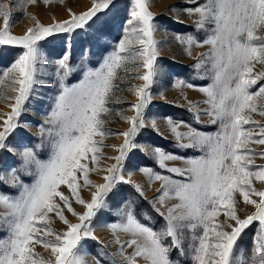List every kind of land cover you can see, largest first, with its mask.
<instances>
[{
    "label": "snow or ice",
    "instance_id": "1",
    "mask_svg": "<svg viewBox=\"0 0 264 264\" xmlns=\"http://www.w3.org/2000/svg\"><path fill=\"white\" fill-rule=\"evenodd\" d=\"M190 2L197 3V0ZM44 3H49V0H44ZM132 3L130 18L124 26V38L105 57L101 67L88 70L79 85L71 88L62 85L49 121L56 127L55 130H47L49 137H52L49 141V158L40 160L32 149H25L22 153V169H35L34 173L29 172L35 176L33 183H20L15 175L17 170L12 169L11 186L19 187L20 192L15 197L0 194V207L7 209L0 213V221L10 233L6 240L0 241V264H53L35 256L33 243L50 249L55 258L54 264H84L82 241L95 239L91 232L93 218L107 207V197L118 182H130L124 180L123 162L128 152L136 147L134 138L144 126L145 111L151 102L150 89L156 83L158 71V47L154 39L156 25L148 9V0H132ZM116 7V0H92L91 7L79 15L69 9L70 19L48 26L37 21L35 27L17 36L10 31V5L0 3V17L3 18L0 46L21 48L15 61L0 74L19 85L12 89L17 92L15 103L0 126V149L5 148L7 138L18 127V118L37 83L38 65L42 66L47 60L44 49L48 41L68 34L70 47L72 34L77 30L92 29L103 36L111 19L110 13ZM185 11L198 17L194 22L197 30L210 32L203 40V44L211 46L210 51L201 54L194 67L199 70L207 61L211 62L213 84L199 90L208 97L204 101L209 105L206 114L212 118L213 124L217 121L221 123V131L208 135L187 126V132H180L178 128L184 122L173 123L168 119L176 140L188 141L179 143V147L207 149L206 155L184 160L185 168L167 167L166 161L178 157L155 149L160 168L178 176L187 175L188 182L142 169L150 181L155 179L162 182L156 197L162 207L170 199H176L179 203L167 207L166 212L157 209L166 222L159 232L140 223L129 206L127 212L123 213L124 221L111 227L131 235L126 245L134 251L124 256L125 245L122 244L119 254L124 256L127 264H136L137 257H142L146 264H178L170 259L169 253L179 249L181 255L185 254L183 230L187 228L192 233L188 244L192 264H247L243 259L244 250L241 249L237 256L236 246L245 230L254 222H259L251 264H264V191L252 187L253 178L264 181V167L253 170L252 158L255 155L264 157V153H255L248 147L250 142L264 144V125L251 118L252 113L264 116V84L258 90L251 91L253 86L264 80V71H253L256 63L264 65V36L257 34L264 30V0H206ZM209 25L214 27L209 29ZM176 38L182 45L188 46L185 50L189 54L192 45L201 46L191 35ZM69 60L70 56L66 54L56 61L58 77L63 72L61 84L63 78L76 71ZM137 61L141 63L137 64ZM129 65L145 69L143 75L135 77L143 83L130 89L137 96V103L131 106L136 115L124 118L130 127L119 133L124 137V142L119 146V155L112 158L116 163L106 170L108 175L104 177L105 182L96 185L88 179V173L97 169L89 168L83 161L88 160L89 155L93 165L99 160L100 141L95 137L102 140L105 135L111 134L103 129L105 121L101 116L110 111L107 104L116 86L114 82L119 70L127 73L131 70ZM177 86H184V82ZM187 86L193 87L191 84ZM192 107L190 102L189 110ZM196 115L198 120L199 110ZM246 125H259L260 132L256 134L259 138H255L251 129L245 128ZM81 177L83 186L96 188L90 201L79 194ZM61 185H66L76 203L83 205L85 210L82 214L74 211L69 197L59 190ZM137 191L143 195L139 186ZM235 193H239L244 203L253 205L255 212L241 219L236 212ZM252 195L258 196L259 202L251 199ZM57 197L63 202V208L76 216L79 223L66 219L63 208L56 201ZM221 212L226 218L224 224L217 222ZM49 213H55L67 225V231L59 233L49 227ZM229 220L235 224L227 223ZM225 226L231 231L225 230ZM198 228H202V234H196ZM45 236H54L55 239L45 240ZM166 238L171 239L170 244L166 243ZM116 242L120 243L119 240ZM97 264H100L99 260Z\"/></svg>",
    "mask_w": 264,
    "mask_h": 264
},
{
    "label": "rangeland",
    "instance_id": "2",
    "mask_svg": "<svg viewBox=\"0 0 264 264\" xmlns=\"http://www.w3.org/2000/svg\"><path fill=\"white\" fill-rule=\"evenodd\" d=\"M206 0H197V3H192L190 0H148V9L153 14V23L156 25V31L154 32V39L157 41L158 55L156 59L157 76L156 83L150 89L151 91V102L147 107L144 115V126L142 128H151L155 133L165 139H170L179 143H187L185 139L178 142L171 132L167 117L159 116V111L155 108V103L169 104L175 107H182L183 109L189 110V104L193 105L191 113H194L195 120L206 126L208 129L203 133L208 135H216L221 131V123L213 124L211 122V117L206 114L209 105L204 103L208 97L199 89L209 87L213 84L214 71L212 70L211 62L207 61L203 68L196 69L194 65L197 60L201 57V54L209 53L210 45L203 44V40L210 34L209 31L201 29L197 30L195 26V21L198 19L195 15H190L185 11L186 8H191L197 6L198 3H205ZM0 3H8L10 5V31L13 35L21 36L24 35L28 28L35 27L37 21L44 26L51 25L53 22H60L63 20L70 19L69 9L72 13L79 15L81 12L87 11L92 4V0H49V3L45 4L44 0H0ZM117 7L110 13V22L105 28V34L100 36L98 33L94 32L92 29L88 30H77L72 34L71 46L68 44V34H61L54 38H51L49 42H56L63 39L66 43V48L61 51V54L69 55L70 66L76 68V71L63 78L61 84V78L63 77V72L61 71L60 76L57 75L56 61L60 58L54 59L46 54L47 60L41 66L38 65L37 72V83L34 85V89L24 105V110L21 116L18 118V127L10 134L6 140V146L4 149H0V180L9 189L15 190L12 192L4 194L8 196H18L20 192L19 187H12V169H14L10 160L7 158V154H11L20 160V164L15 166L17 170L16 173L22 174L25 179L19 182L22 184L31 185L35 179V176L29 174V172H35L34 167L27 170L22 169L23 159L22 153L25 149H32L36 152L37 157L40 160H47L51 153V145L49 141L52 137H49L47 130L55 127L50 123L51 113L56 104V99L60 95L63 87L71 88L73 86L79 85L81 81L85 78V73L92 69H99L105 59L111 52H113L120 40L124 38V26L126 21L130 18V12L133 8L132 0H116ZM35 17V19H33ZM168 20L173 22H178L182 26H178V30L171 31L169 29ZM3 24V18L0 17V26ZM209 29L214 27V25H209ZM260 36H264V30H260L257 33ZM193 36L200 42L201 46L192 45L190 47V53L186 51L187 45H182L177 36L187 37ZM6 47H11L13 45H3ZM47 46V45H46ZM20 49L21 48L17 46ZM62 56V57H63ZM61 57V58H62ZM140 64V61L136 62ZM173 64L184 65L186 67L183 72L179 74V77L174 75V70L172 69ZM10 67V66H9ZM130 71L127 73L121 69L118 73V78L116 79L115 87L109 96V102L107 107L110 111L107 114L101 116L105 121L103 124V129L107 134L101 140L100 137H95L97 141H100L101 153L99 154V160L95 165L91 163L90 155L88 160L83 161L88 164L89 168L95 167L97 170L90 171L88 173V179L93 182V184L99 185L105 182L104 177L108 175L106 171L109 167L116 163L113 157L119 155V146L123 144L124 137L119 135L130 127L127 122L126 117L135 116V110L131 107L137 103V96L133 89L135 86H139L143 83L135 77L143 75L145 69L143 67L136 68L133 65H129ZM174 68H176L174 66ZM7 69V68H6ZM254 73L264 71V65L256 63L254 66ZM15 75V74H13ZM194 80L196 83H201L203 86H193L188 87L186 82ZM181 81L184 82V86H177ZM264 84V80L259 81L257 85L253 86L251 91L258 90V87ZM18 84H13L11 79H4L0 77V126L3 125V121L7 119V114L11 112V105L15 103V96L17 92L13 91V88H18ZM199 110V117L197 120V111ZM251 118L259 122V125H264V116L258 113H252ZM154 122V123H153ZM173 123H179L172 121ZM246 125L245 128H250L253 132L255 138L257 133L260 132V126ZM188 125L185 123L178 128L180 132H187ZM20 128L24 130L28 135H32L33 139L26 138L21 135L17 130ZM141 128V129H142ZM43 129V131H42ZM139 130L137 136L134 138H140L146 140L148 137L142 134V130ZM135 143V141H134ZM136 144L135 148H139L146 156L150 157L156 164V168L165 171L160 168L156 158H155V147L151 144ZM40 145L39 148L37 146ZM248 147L252 149L255 153H264V144H257L250 142ZM11 149V150H9ZM134 149V148H133ZM133 149L128 152L124 162H123V177L125 181L137 190V186L143 191V195L140 196L144 199L150 200L153 204L155 210L160 209V211L166 212L167 207L173 204L179 203L176 199H170L166 201V206L162 207L157 201L156 197L159 195L158 189L161 187V181L159 180H149L148 174L142 169L148 168H138L134 164L137 161V156L132 154ZM196 149L198 158L205 156L207 149L191 148ZM192 159V158H188ZM253 170L256 167H264V157L260 155H255L253 158ZM187 159H174L166 161L167 167L185 168L187 165L184 163ZM150 170L153 173H158L160 175L170 176L173 180L188 182V176H178L174 173H169L166 171L165 174H161L152 168ZM81 187L79 188V194L86 200H91L92 192L96 191L95 187L83 186V178L79 180ZM118 182L112 192L107 197V207L103 208L104 211H110L114 216L120 218L119 223L114 224H102L99 221L103 218L101 216L93 218L91 224L92 236L95 240L105 248L106 253L101 254L103 259L112 264L127 263L124 256L131 255L134 249L132 247H127L126 242L132 237L129 233L120 230H113L111 226L121 224L125 217L123 213L127 212L124 203L120 201L117 192L119 190ZM252 187L257 191H264V181H258L255 178L252 179ZM59 190L63 194L69 197L72 208L75 212L82 214L84 212V207L81 204L76 203L72 193L69 191L66 185H61ZM236 201V212L237 215L243 219L248 215L255 212V207L250 204L244 203L242 197L239 193L234 194ZM251 199L257 200L259 202V197L252 195ZM56 201L63 208V202L56 198ZM7 209L0 207V213L6 212ZM101 211V210H100ZM158 213V212H157ZM63 214L66 219L72 223H79L76 216H73L67 208H63ZM159 214V213H158ZM50 225L53 230L59 233L67 231V225L59 220L55 213H49ZM163 218V217H162ZM164 219V218H163ZM226 218L221 214L217 217V222L224 224ZM227 223L235 224L234 221H227ZM256 233L259 229V224L255 226ZM225 230L231 231L230 228L225 226ZM185 239L183 240L184 255H181L179 249H173L169 255L173 262H178V264H192L191 254L188 251V244L190 242V237L192 233L189 229L184 230ZM0 232L2 233L1 240L4 241L9 237V231L7 226L0 221ZM256 233L252 239L251 247L246 250L242 248L243 259L247 261V264H251V257L253 255V247ZM42 234V233H41ZM196 234H202V228L196 229ZM45 240H54V236H45ZM87 239V238H86ZM86 239L82 241V255L84 264H97L96 259L87 251L86 249ZM119 240L120 243L116 241ZM166 243L170 244L171 239L166 238ZM124 246V256L119 254L121 245ZM34 254L37 258L43 261H52L54 264V256L50 249H45L39 243H33L32 245ZM240 250L236 247V255H240ZM101 264V263H100ZM136 264H146V261L142 257L136 258Z\"/></svg>",
    "mask_w": 264,
    "mask_h": 264
},
{
    "label": "trees",
    "instance_id": "3",
    "mask_svg": "<svg viewBox=\"0 0 264 264\" xmlns=\"http://www.w3.org/2000/svg\"><path fill=\"white\" fill-rule=\"evenodd\" d=\"M171 24H169V29L171 31L178 30V26H182L178 22H173L171 20H168ZM66 48V43L63 39L56 41V42H49L47 46L45 47L44 51L49 57L57 59L61 58L63 54H61V51ZM20 54V49L17 46H0V74H2L3 71L6 70L18 57ZM172 69L174 70V75L176 77H179V74L185 73L183 70L186 69L184 65L179 64H173ZM174 66L176 68H174ZM2 75H0L1 77ZM186 84H191L192 86H203L201 83H196L194 80L186 82ZM155 108L159 111V116L161 117H167L170 118L171 121L176 122H184L186 125L191 126L192 128L204 132L207 131V127L199 124L194 117V113H191L187 109H183L182 107H175L169 104H160L155 103ZM21 135L25 136L26 138H31L32 140H35L32 135H28L24 130H21L20 128L17 129ZM142 134L148 137L146 140L137 138L135 139V143L137 144H151L155 148H159L165 153H171L175 155L176 157H180L183 159L188 158H194L198 156V152L196 149L191 148H182L179 147V144L173 140L165 139L159 136L157 133H155L151 128H142ZM132 154L137 156V161L135 162L134 166L138 168H152L153 170L165 174L166 170L163 171L161 169L156 168L155 162L148 156H146L139 148H134L132 151ZM7 158L10 160L11 166L15 169V166H18L20 164V160H17L16 157L11 155L10 153L7 154ZM15 175L23 181L25 177L18 173H15ZM119 190L117 192V195L120 198V201L124 203L125 209L128 210L129 206L134 210L135 216L138 219V221L146 226L151 227L154 231L159 232L162 227L165 226V220L160 216L157 211L155 210L153 204L148 199H144L140 196L138 191L134 189L132 185L129 183L120 182L118 184ZM12 192V194L15 193V190L12 188L9 189L6 185L2 183L0 180V194H7ZM98 217H103L99 223H102L104 225L106 224H114L119 223L120 218L118 216H114L110 211H104L101 210L98 212ZM259 224V222H254L248 229L245 230L242 237L239 239L237 248L242 249L245 248L248 250L252 245V239L256 233L255 225ZM2 233L0 232V240H1ZM86 249L87 251L97 260L100 261L101 264H112L110 262H107L106 259H103L101 254L106 253V250L104 247H102L95 239L87 238L86 239ZM120 264H127L125 262Z\"/></svg>",
    "mask_w": 264,
    "mask_h": 264
}]
</instances>
